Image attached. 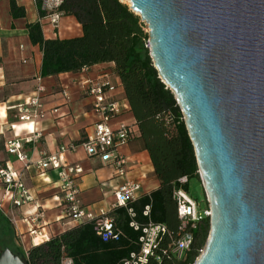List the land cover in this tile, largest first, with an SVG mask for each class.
<instances>
[{
  "label": "water",
  "instance_id": "obj_1",
  "mask_svg": "<svg viewBox=\"0 0 264 264\" xmlns=\"http://www.w3.org/2000/svg\"><path fill=\"white\" fill-rule=\"evenodd\" d=\"M148 26L211 209L193 264H264V0H121ZM0 264H26L10 247Z\"/></svg>",
  "mask_w": 264,
  "mask_h": 264
},
{
  "label": "trees",
  "instance_id": "obj_2",
  "mask_svg": "<svg viewBox=\"0 0 264 264\" xmlns=\"http://www.w3.org/2000/svg\"><path fill=\"white\" fill-rule=\"evenodd\" d=\"M10 5L14 18L26 16L25 7L17 0H10ZM60 11L78 20L80 35L46 38L40 22L27 24L31 42L42 48L41 75L79 72L98 63L114 62L135 117L130 137L136 128L150 154L159 187L107 212L117 239H105L93 219L25 250L16 243L13 223L0 209V253L10 247L26 264H64L68 259L72 264H120L140 251L143 227L153 221L164 224L167 231L161 234L146 264H193L206 243L210 221L206 217L196 227L190 222L182 228L178 216L174 189L188 191L192 178L201 179L181 107L150 56L145 22L121 0H65ZM183 176L188 177L187 183L180 181ZM147 206L148 215L144 213ZM132 221L139 228L132 226ZM184 231L192 232L194 240L179 258L173 247Z\"/></svg>",
  "mask_w": 264,
  "mask_h": 264
},
{
  "label": "crops",
  "instance_id": "obj_3",
  "mask_svg": "<svg viewBox=\"0 0 264 264\" xmlns=\"http://www.w3.org/2000/svg\"><path fill=\"white\" fill-rule=\"evenodd\" d=\"M17 2L25 7L26 16L14 18L10 0H0V164L11 165L19 171L34 196L31 203L13 209L17 220V225L13 224L15 241L28 250L32 245L44 241L35 239L29 231L35 222L43 226L51 238L82 221H69L65 218L64 193L55 185L57 171L42 172L34 165L25 168L15 155L5 150L4 141L10 137L30 136L40 130L41 137L25 147L32 160L56 152L61 145L80 142L93 133L97 120L91 110L90 98L84 90L95 82L115 85L117 89L112 95L125 104L124 111L113 120L114 124L122 120L133 125L135 117L114 62L98 63L79 72L42 76V48L31 42L27 32L28 23L40 22L42 19L40 4L35 0ZM43 22L42 29L46 38H67L82 33L80 23L71 15H63L56 29L47 19H43ZM39 83L45 87L41 97L45 116L35 122L19 121L17 107L25 104ZM54 109L57 111L53 112ZM12 124H15L14 128ZM118 150L128 161L124 177L118 175L113 165L102 163L99 157L87 156L82 148L67 153L69 162L80 164L84 169L76 181L78 196L84 207L94 215L113 209V192L125 179L138 180L142 184V194L159 187L150 154L136 128L133 136L122 143ZM3 196L4 191L0 189V200ZM3 205L4 208L0 209L10 218V204L5 201ZM34 217L36 221L32 220Z\"/></svg>",
  "mask_w": 264,
  "mask_h": 264
},
{
  "label": "built area",
  "instance_id": "obj_4",
  "mask_svg": "<svg viewBox=\"0 0 264 264\" xmlns=\"http://www.w3.org/2000/svg\"><path fill=\"white\" fill-rule=\"evenodd\" d=\"M39 2L40 9L45 12L40 18V24H44L43 19L56 29L59 26L60 19L63 16L60 11L61 5L65 0H35ZM117 87L109 82H95L90 84L84 90L88 98H90L91 110L97 116L94 124L93 133L82 139L80 142H72L61 145L54 152L44 155L40 159L32 160L29 153L25 149L26 144L37 141L42 133L36 130L33 135L24 137H10L4 141L5 150L21 161L25 168L34 165L42 172L56 170L58 178L55 182L63 193L65 198L64 216L69 221H88L95 220L98 232L105 238H118L115 231L113 219L107 215V212L101 211L99 215H94L88 211L82 204L78 196L79 190L76 184L78 177L84 172L83 167L77 163H71L67 159V153L82 148L87 156L99 157L104 164H111L116 169L119 176L124 177L128 170V161L126 157L119 152L118 147L130 138V125L125 121L113 123L125 109V104L121 99L112 95ZM45 87L39 83L35 92L30 96L25 104L17 107L19 121H38L45 116L44 104L42 102V94ZM65 95H69L65 92ZM54 109L53 112H56ZM15 124H12V128ZM181 182L187 183L188 177L183 176ZM0 189L4 191V196L0 200V208L3 209V203L7 201L10 204V220L17 225L13 209L24 204L34 201V196L26 187L22 174L11 165L0 164ZM115 196L116 206H127L142 195V184L136 179H125L113 192ZM173 197L177 203V212L182 220V228L188 223H192L196 227V223L202 219L209 217L211 209L209 205L202 211L198 208V202L188 191L182 187L174 189ZM149 206L146 207L145 214H149ZM130 212L133 214L132 209ZM41 215V214H40ZM36 217L32 220L36 221ZM131 225L139 228L137 222L132 221ZM35 239L49 240V235L44 231L43 226L34 223L29 229ZM167 231V227L162 223L150 221L143 227V233L140 237L141 249L133 252L129 258L124 259L120 264H146L156 247L161 234ZM194 240L193 233L184 231L179 239L174 242L173 252L180 258L184 252L190 247ZM64 264H72L70 259Z\"/></svg>",
  "mask_w": 264,
  "mask_h": 264
},
{
  "label": "rangeland",
  "instance_id": "obj_5",
  "mask_svg": "<svg viewBox=\"0 0 264 264\" xmlns=\"http://www.w3.org/2000/svg\"><path fill=\"white\" fill-rule=\"evenodd\" d=\"M125 3L130 5L129 1H125ZM148 30L149 29H148V26L146 24L145 31L148 32ZM188 192L194 199L197 200L198 208H199L200 211H202L205 207H207V205H209V203L207 201V196L205 194V190L203 188L202 181L199 182L198 179L192 178L190 180V182H189V190H188Z\"/></svg>",
  "mask_w": 264,
  "mask_h": 264
}]
</instances>
